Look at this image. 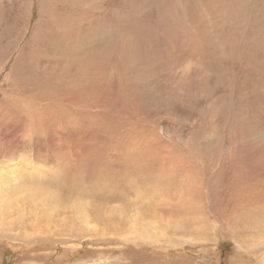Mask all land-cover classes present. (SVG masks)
<instances>
[{
	"label": "rangeland",
	"instance_id": "374dc122",
	"mask_svg": "<svg viewBox=\"0 0 264 264\" xmlns=\"http://www.w3.org/2000/svg\"><path fill=\"white\" fill-rule=\"evenodd\" d=\"M263 29L264 0H0V264H264V67L225 56L264 51ZM111 30L120 51L94 69L78 43ZM15 64L36 85L19 91ZM82 65L98 81L84 109L71 89ZM227 89L251 97L260 129L231 132L233 103L215 115Z\"/></svg>",
	"mask_w": 264,
	"mask_h": 264
},
{
	"label": "bare ground",
	"instance_id": "6f19581e",
	"mask_svg": "<svg viewBox=\"0 0 264 264\" xmlns=\"http://www.w3.org/2000/svg\"><path fill=\"white\" fill-rule=\"evenodd\" d=\"M81 1V0H80ZM244 1H246V0H244ZM259 1V0H258ZM254 2H256V1H254ZM259 3V2H258ZM256 4V3H255ZM52 5V4H51ZM238 5H240V4H238ZM72 6V5H71ZM221 6V5H220ZM257 6V5H256ZM261 7H262V5H260ZM54 8V7H53ZM210 8V7H209ZM220 8H222V7H220ZM237 8V7H236ZM240 8V7H239ZM72 9V8H71ZM74 9V8H73ZM218 9V8H217ZM226 9V7L224 8V10ZM238 9V8H237ZM241 9V8H240ZM257 9H258V7H257ZM260 9V8H259ZM228 10V9H227ZM226 10V11H227ZM233 10V9H232ZM248 10H249V8H248ZM211 11V10H210ZM214 11V10H213ZM218 11H220V9L218 10ZM225 11V12H226ZM240 11V10H239ZM245 11H247V10H245ZM257 11V10H256ZM224 12V11H223ZM229 12V11H228ZM244 12V11H243ZM243 12H240V16H241V13H242V16H244L243 15ZM251 12V10L249 11V13ZM255 12V11H254ZM59 13V12H58ZM217 13V12H216ZM221 13V12H220ZM230 13V12H229ZM231 13H232V11H231ZM233 13H235V12H233ZM258 13V12H257ZM60 14V13H59ZM210 14V13H209ZM218 14V13H217ZM222 14V13H221ZM247 14H248V11H247ZM219 15V14H218ZM218 15H214V16H218ZM234 15H236V14H234ZM239 15V14H238ZM249 15V14H248ZM252 15H253V13H252ZM70 16V15H69ZM221 16V15H220ZM219 16V17H220ZM222 16H224L223 14H222ZM240 16L238 17V18H240ZM241 16V17H242ZM257 16V15H256ZM63 17V16H62ZM218 17V18H219ZM230 17V16H229ZM236 17V16H235ZM58 18V17H57ZM218 18H217V20L216 21H218ZM244 19H245V16L243 17ZM50 19V18H49ZM215 19V18H214ZM226 19V18H225ZM228 19V18H227ZM230 19V18H229ZM241 20H242V18H240ZM67 20V19H66ZM220 20H222V17H221V19ZM219 20V21H220ZM218 21V22H219ZM223 21V20H222ZM228 21V20H227ZM232 21H234V20H232ZM247 21V20H246ZM246 21H244L243 20V22H246ZM52 20H49V22L48 23H46V24H49L50 25V29L48 30V36H53V34H52V29L55 27V24H52ZM224 22H225V20H224ZM223 22V24H225ZM229 22V21H228ZM237 22H238V20H237ZM250 22V21H249ZM248 22V23H249ZM220 23V22H219ZM222 23V22H221ZM231 23V22H230ZM233 23V22H232ZM238 23H241L240 21L238 22ZM213 24H215L214 22H213ZM218 24V23H217ZM226 24H227V22H226ZM251 24V23H250ZM211 25V24H210ZM236 26L238 25L239 26V24H235ZM235 25H233V26H235ZM249 25V24H248ZM73 26V25H72ZM228 26V25H227ZM232 26V25H231ZM207 27V26H206ZM206 27L204 28V29H206ZM216 27H218V26H216ZM221 27H222V25H221ZM240 27V26H239ZM242 27H243V25H242ZM247 27V26H246ZM67 28V27H66ZM104 28V27H103ZM213 28H214V26H213ZM222 28H224V26L222 27ZM244 28V27H243ZM248 28V27H247ZM249 28H250V26H249ZM71 29V28H70ZM69 29V31L70 32H73V30L74 29H72V30H70ZM107 29V28H106ZM218 29V28H217ZM236 29V28H235ZM240 29V28H239ZM238 29V30H239ZM254 30L255 29H257V28H253ZM54 30V29H53ZM221 30V29H220ZM233 30H234V28H233ZM264 30V29H263ZM45 31V30H44ZM99 31V30H98ZM112 31V30H111ZM111 31H110V33H111ZM222 31V30H221ZM234 31H236V30H234ZM250 31H252V30H250ZM257 31V30H256ZM261 31V30H260ZM205 32V31H204ZM211 32V31H210ZM258 32V31H257ZM206 33V32H205ZM204 33V34H205ZM212 33H215V31H213ZM216 33H217V31H216ZM219 33V32H218ZM223 33V32H222ZM230 33V32H229ZM238 33V32H237ZM250 33V32H249ZM225 34V33H224ZM240 34H241V32H240ZM252 34V33H251ZM259 34V33H258ZM45 35H46V32H45ZM74 35V34H73ZM211 35V34H210ZM61 36V35H60ZM205 36H207V35H205ZM212 37H213V35H211ZM224 36H226V35H224ZM229 36H231V34L229 35ZM241 36V35H240ZM239 36V37H240ZM40 37V36H39ZM42 37H44V36H42ZM57 37V36H56ZM38 38V37H37ZM41 38V37H40ZM57 38H59L60 39V37H57ZM66 38V37H65ZM118 38V37H117ZM208 38V37H207ZM215 38V37H214ZM222 38L223 37H221V40H222ZM251 38H253V36L251 37ZM254 38H256V37H254ZM43 39V38H42ZM42 39H40V40H42ZM46 39H49V38H46ZM59 39H57V41H59ZM225 39V38H224ZM223 39V40H224ZM227 39H228V37H227ZM236 39V38H235ZM239 39L240 38H238L237 40L239 41ZM243 39V38H242ZM248 39H250V38H248ZM259 39V38H258ZM258 39H256V40H258ZM61 40H63V39H61ZM67 40V39H66ZM214 40V39H213ZM228 41V40H227ZM236 41V40H235ZM245 41V40H244ZM252 41V40H251ZM251 41H250V43H251ZM253 41H255V40H253ZM252 41V42H253ZM259 41H260V39H259ZM43 42V41H42ZM45 42V41H44ZM51 42H53V41H51ZM64 42H65V39H64ZM117 42L118 41H116V35H115V33L112 31V33L111 34H106V33H97V34H95L93 37H86L85 39H83V41L82 42H80V43H78V45L80 46V49H81V47H83V48H86V49H88V52H92V53H96L97 54V58H96V61H95V63L94 64H92V66H93V68L95 69V67H97V66H102V69L103 68H109V66H110V61L113 59V56H114V53H115V50L117 49L118 50V48L120 49V47H119V45H117ZM215 42H217V40H215ZM225 42V41H224ZM231 42H232V40H231ZM241 42V41H240ZM248 42V41H247ZM50 43V42H49ZM74 43V42H73ZM72 43V44H73ZM210 43H211V40H210ZM214 43V42H213ZM236 43V42H235ZM258 43V42H257ZM34 44H35V42H34ZM38 44H39V42H38ZM42 44V43H41ZM54 44V43H53ZM66 44V43H65ZM69 44V43H68ZM205 44H207V43H205ZM227 44H231L230 43V41L228 42V43H226V45ZM233 44V43H232ZM238 44V43H237ZM245 44V43H244ZM253 44V43H252ZM256 44V43H255ZM262 44V43H261ZM49 45V44H48ZM51 45V44H50ZM49 45V46H50ZM208 45H210V44H208ZM212 45V44H211ZM239 45V44H238ZM52 46V45H51ZM50 46V47H51ZM63 46V45H62ZM65 46V45H64ZM68 46V45H67ZM204 46H206V45H204ZM228 46V45H227ZM233 46V45H232ZM236 46V45H235ZM243 46V45H242ZM255 46V48H257L256 46H257V44L256 45H254ZM254 46H252V47H254ZM259 46V45H258ZM261 46H263V47H261V48H263L264 49V45L262 44ZM39 47V46H38ZM60 47V46H59ZM208 47V46H207ZM213 47V49L215 48V46H212ZM231 47V46H230ZM46 48V47H45ZM61 48V47H60ZM63 48V47H62ZM209 48H210V46H209ZM218 48V47H217ZM233 48V47H232ZM47 49V48H46ZM64 49V48H63ZM69 49H71V48H69ZM76 49V48H75ZM206 49V48H205ZM208 49V48H207ZM206 49V50H207ZM210 49H212V48H210ZM227 49H228V47H227ZM230 49V48H229ZM247 49H248V47H247ZM246 49V50H247ZM263 49H261V50H263ZM36 50H37V48H36ZM64 50H67V48L66 49H64ZM85 50V49H84ZM224 50H225V48H224ZM255 50V49H254ZM254 50H251V51H249V52H241V54H237L236 53V51H235V49H231L229 52V55H227V54H225L223 51V53L225 54V56H227V57H230L231 59H233L234 61H238L239 59H241L243 62H241V63H246V65L247 64H254V63H256V61L257 60H259V61H261L263 64H262V66L264 67V51H260V50H258L257 52H255ZM59 51H60V49H59ZM76 51H78V50H76ZM120 50H118V52H119ZM215 51V49L212 51V52H214ZM219 51V50H218ZM226 51V53L228 52V50H225ZM40 52V51H39ZM129 52V51H128ZM202 52V51H201ZM209 52H211V51H209ZM35 53V52H34ZM37 53V52H36ZM63 53V52H62ZM66 53V52H65ZM68 53H70V52H68ZM74 53H75V51H74ZM80 53V52H79ZM204 53V52H203ZM207 53H208V51H207ZM223 53H221V55L222 56H224L223 55ZM59 54V53H58ZM122 54V53H121ZM70 55V54H69ZM72 55V54H71ZM211 55V54H210ZM214 55V54H213ZM38 56V55H37ZM42 56V55H41ZM74 56V55H73ZM78 56V55H77ZM77 56H76V58H77ZM84 56V55H83ZM89 56L90 55H86L85 57H83L84 58V60L86 61L88 58H89ZM40 57V56H39ZM58 57V56H57ZM61 57H62V55H61ZM79 57H81V56H79ZM49 58V57H48ZM74 58V57H73ZM125 58V57H124ZM223 57H221V59H222ZM225 58V57H224ZM57 59H59V58H57ZM56 59V60H57ZM80 59V58H79ZM117 59V58H116ZM122 59V58H121ZM220 59V58H219ZM47 60H49V59H47ZM55 60V61H56ZM68 60H70V58L68 59ZM77 60V59H76ZM75 60V61H76ZM82 60V59H81ZM126 60V59H125ZM228 60H229V58H228ZM228 60H227V62H228ZM36 61V60H35ZM41 61V60H40ZM73 61V60H72ZM114 61V60H113ZM132 61H134V60H132ZM230 61V60H229ZM59 62H61V61H59ZM130 62V61H129ZM50 63H51V60H50ZM58 63V62H57ZM72 63V62H71ZM74 63V62H73ZM127 63V62H126ZM161 63V62H160ZM48 64V63H47ZM81 64V63H80ZM112 64V63H111ZM123 64H124V62H123ZM149 64V63H148ZM147 64V66H149ZM231 64H232V61H231ZM237 64V63H236ZM252 64V65H253ZM258 64V63H257ZM256 64V65H257ZM261 64V63H260ZM260 64H258V65H260ZM73 65V64H72ZM71 65V66H72ZM128 65V64H127ZM127 65H126V67H127ZM133 65V64H132ZM135 65V64H134ZM142 65H144V64H142ZM151 65V64H150ZM238 65V64H237ZM245 65V66H246ZM45 67H46V65H44ZM54 66V65H53ZM62 66V65H61ZM60 66V67H61ZM74 66V65H73ZM76 66V65H75ZM87 66V65H86ZM138 66L140 67V65L138 64ZM146 66V65H145ZM153 66V65H152ZM160 66V65H159ZM163 66H164V64H163ZM235 66V65H234ZM253 66H255V65H253ZM252 66V67H253ZM261 66V67H262ZM52 67V66H51ZM82 67H83V65L82 66H80L79 67V69H78V67H77V71H76V75H75V78H77V80H73L72 81V83L74 84V85H72V87H71V89H74V90H76L77 92H78V98H79V103L80 102H82V100L80 99V98H83V96H84V94H85V99L87 98L86 97V93H89L90 91H89V89L91 88V87H96V85H97V79L96 80H94L92 83H88L87 84V79L85 78V75H86V73H87V71L83 68L82 69ZM131 67V66H130ZM129 67V68H130ZM142 67V66H141ZM156 67V66H155ZM247 68H248V66H246ZM246 67H244V68H246ZM260 67V68H261ZM262 67V68H263ZM12 68H15V70H17L18 68H21L20 69V71H21V75H20V79H19V81L17 82V84L15 85L16 87H17V89L20 91V90H25L24 88H28V86L29 85H32V86H34V84L36 83V81H38V79L41 77H39L38 75H36V73L33 71V68L31 67V66H29V65H27V66H25V64H15V65H13L12 66ZM12 68H11V70H10V73L12 72ZM42 68V67H41ZM55 68H57L56 66H55ZM67 68H69V67H67ZM122 68V67H121ZM135 68V67H134ZM148 68H150V66L148 67ZM147 68V69H148ZM158 68H160V67H158ZM250 68V67H249ZM259 68V67H258ZM255 69L254 68V72L255 73H260V72H262V73H264L263 72V70L262 71H260V69ZM48 69L49 68H47V71L46 72H48ZM58 69V68H57ZM62 69H63V67H62ZM101 69V68H100ZM101 69V70H102ZM106 69V70H107ZM133 69V68H132ZM131 69V70H132ZM142 70H143V68H141ZM157 69V68H156ZM41 70V69H40ZM52 70V69H51ZM56 70V69H55ZM64 70V69H63ZM66 70V69H65ZM74 70V69H73ZM103 70H105V69H103ZM117 70V69H116ZM115 70V71H116ZM121 70V69H120ZM126 70V69H125ZM133 70H135V69H133ZM145 71H146V68L144 69ZM160 70V69H159ZM234 70V69H233ZM13 71H14V69H13ZM54 71V70H53ZM53 71H52V73H53ZM57 71V70H56ZM56 71H54V73L56 72ZM61 71V70H60ZM69 71V70H68ZM72 71V70H71ZM97 71V70H96ZM110 71V70H109ZM137 71H138V69H137ZM136 71V72H137ZM161 71V70H160ZM163 71V70H162ZM253 71V70H252ZM45 72V73H46ZM51 72V71H50ZM49 72V73H50ZM123 72V71H122ZM126 72V71H125ZM124 72V73H125ZM131 72V71H130ZM140 72V71H139ZM147 72V71H146ZM159 72V71H158ZM157 72V73H158ZM204 72V71H203ZM210 72V71H209ZM244 72V71H243ZM250 72V71H249ZM10 73H9V75H10ZM59 73V72H58ZM69 73V72H68ZM72 73V72H71ZM98 73V72H97ZM107 73V72H106ZM129 72H127V74H128ZM134 73H135V71H134ZM141 73V72H140ZM142 73H143V71H142ZM164 73V72H163ZM211 73V72H210ZM238 73V72H237ZM240 73V72H239ZM252 73V72H251ZM100 74H101V72H100ZM123 74V73H122ZM130 74V73H129ZM128 74V77H133L131 74L129 75ZM147 74V73H146ZM154 74V73H153ZM199 74V73H198ZM204 74V73H203ZM233 74V73H232ZM247 75H248V73H246ZM250 74V73H249ZM9 75H8V78H10L9 77ZM138 75V74H137ZM150 74H148V76H149ZM152 75V74H151ZM150 75V76H151ZM155 76V78H156V74H154ZM158 75V77H159V74H157ZM160 75H161V72H160ZM163 75V74H162ZM200 75V74H199ZM206 75V74H205ZM204 75V76H205ZM241 75V74H240ZM251 75V74H250ZM253 75H254V73H253ZM257 75V74H256ZM264 75V74H263ZM262 75V76H263ZM106 76V75H105ZM109 76V75H108ZM124 76V75H123ZM126 77H127V75H125ZM124 76V77H125ZM140 76H142V74L140 75ZM140 76L138 77V78H140ZM143 76H146L147 77V75H145V74H143ZM202 76V75H201ZM208 76V75H207ZM215 76V75H214ZM213 76V77H214ZM217 76V75H216ZM218 76H220V75H218ZM234 76V75H233ZM258 76V75H257ZM47 77V76H46ZM46 77H44V79L46 78ZM49 77H52V75L51 76H49ZM48 77V78H49ZM112 77V76H111ZM118 77H119V75H118ZM117 77V78H118ZM152 77V76H151ZM160 77H162V76H160ZM241 77V76H240ZM251 77V76H250ZM253 77V76H252ZM69 78V77H68ZM123 78V77H122ZM131 78H129V80L131 79ZM137 78V77H136ZM135 78V79H136ZM143 78V77H142ZM148 78V77H147ZM210 78H212V74H211V77ZM256 78V77H255ZM12 79V78H11ZM47 79V78H46ZM54 79V78H53ZM62 79H64V78H62ZM61 79V80H62ZM98 79H101L100 81H103L102 80V76L101 75H99L98 76ZM110 79V78H109ZM108 79V80H109ZM124 80H125V78H123ZM133 79V78H132ZM151 79V78H150ZM149 78H148V80H150ZM214 79H215V77H214ZM218 79V78H217ZM220 79V78H219ZM264 79V78H263ZM17 80H18V78H17ZM47 80H49V79H47ZM51 80H52V78H51ZM57 80H58V78H57ZM127 80H128V78H127ZM141 80V79H140ZM144 80L146 81V79H145V77H144ZM261 80V79H260ZM9 81V80H8ZM43 81V80H42ZM67 81H69V80H67ZM136 81V80H135ZM139 81V80H138ZM138 81H136V82H138ZM202 81V80H201ZM234 81V80H233ZM255 81H257V80H255ZM262 81H264V80H262ZM44 82V81H43ZM55 82V81H54ZM63 82V81H62ZM126 82V81H125ZM140 82H142V80L140 81ZM151 82V81H150ZM50 83H51V81H50ZM128 83V81L125 83V86H127L126 84ZM133 83V82H132ZM149 83V82H148ZM217 83V82H216ZM236 83L238 84V86L239 87H241V88H244L245 86H252V80L251 81H249V82H246V80L244 81V80H242V79H237L236 80ZM12 84V83H11ZM44 84H45V82H44ZM43 84V85H44ZM46 84H47V82H46ZM52 84V83H51ZM121 84V83H120ZM124 84V83H123ZM134 84V83H133ZM138 84V83H137ZM139 84H141V83H139ZM147 81L145 82V84H144V86H146V88H147ZM203 84V83H202ZM206 84L207 83H205V85H204V87L206 86ZM260 84H263V82H256V84L254 83V85L252 86V87H254V86H256L257 85V88L259 87V85ZM36 85V84H35ZM183 85V84H182ZM181 85V86H182ZM210 85V84H209ZM215 85V84H214ZM217 85V87H218V83L216 84ZM48 86V85H47ZM50 86V85H49ZM129 86H131V85H129ZM136 86V85H135ZM138 86H140V85H138ZM143 86V87H144ZM228 86V85H227ZM232 86V85H231ZM230 86V87H231ZM237 86V87H238ZM251 86H250V88H251ZM262 86V85H261ZM36 87V86H35ZM39 87V86H38ZM43 88H44V86H42ZM142 87V86H141ZM187 87V86H186ZM225 87H226V85H225ZM234 87H235V85H234ZM49 88V87H48ZM53 89H54V87H52ZM128 90H130L128 87H126ZM133 88V87H132ZM181 88V87H180ZM189 88V87H188ZM51 89V88H50ZM56 89V88H55ZM127 89H126V91H127ZM136 89V88H135ZM148 89V88H147ZM255 89V88H254ZM14 90H16L15 88H13V87H11V91H14ZM28 90H33V87H29V89ZM41 90H43V89H41ZM46 90H47V88H46ZM90 90H92V89H90ZM141 90V89H140ZM144 90H146V89H144ZM182 90V89H181ZM208 90H209V88H208ZM212 90V89H211ZM231 89H229V91H230ZM243 90V89H242ZM241 90V91H242ZM258 90H260V88L258 89ZM34 91V90H33ZM45 91V90H44ZM57 91V90H56ZM59 91V90H58ZM93 91V90H92ZM97 91V90H96ZM132 91V90H131ZM135 91V90H134ZM206 91V90H205ZM245 91V90H244ZM48 92V91H47ZM97 92H99V91H97ZM137 92V91H136ZM147 92V91H146ZM187 92H189V91H187ZM209 92V91H208ZM252 92V91H251ZM255 92V91H254ZM259 92V91H258ZM91 93V92H90ZM129 93V92H128ZM131 94H134V93H132V92H130ZM139 93H140V91H139ZM139 93H137V94H139ZM177 93V92H176ZM223 93L224 94H222L221 96H220V98L221 99H219L218 100V102H217V107H215L216 109H214V113H215V115L218 113V112H225L226 111V114L229 112V109H230V107H231V104L233 103V107L230 109L231 110V112H229V113H231L232 115H230L228 118L227 117H225V122H226V126L227 127H229L230 129L231 128H233L232 130H231V132H236L237 133V131H241V133L243 132V133H245L246 135L248 134V133H250V129L251 128H253V125L254 126H256V130L257 129H260L259 128V126H257V124L255 123V121L251 118V115L250 116H247L248 115V113L251 111V107H252V105L254 104L251 100H250V98L251 97H248V96H246V94L245 95H242V97H240L239 98V96H238V98H236V99H233V96H231L230 94H229V92H228V89L226 90V91H223ZM245 93V92H244ZM248 93V92H247ZM250 93V92H249ZM248 93V94H249ZM55 94V93H54ZM74 94V93H73ZM93 94H95L94 93V91H93ZM123 94H125L124 92H123ZM130 94V95H131ZM190 94V93H189ZM188 94V95H189ZM208 94V93H207ZM212 93H210V95H211ZM238 94H240V93H238ZM258 94V93H257ZM64 95V94H63ZM135 95V94H134ZM133 95V96H134ZM178 95V94H177ZM176 95V96H177ZM66 96V95H65ZM79 96H81V97H79ZM88 96V95H87ZM94 96V95H93ZM127 96V95H126ZM136 97H137V95H135ZM144 96V95H143ZM180 96V95H179ZM244 96H246V97H244ZM250 96V95H249ZM72 97V96H71ZM92 97V96H91ZM95 97V96H94ZM139 97V96H138ZM173 97H175V96H173ZM178 97V96H177ZM88 98H89V96H88ZM73 99V98H72ZM95 99V98H94ZM98 99V98H97ZM176 99V98H175ZM84 100V99H83ZM93 100V99H92ZM173 100H174V98H173ZM183 100V99H182ZM241 100V101H240ZM88 101V99L86 100V102ZM98 101V100H97ZM189 101V100H188ZM238 101H240V102H238ZM89 102V101H88ZM208 102V101H207ZM77 103V102H76ZM211 103V102H210ZM74 104V103H73ZM86 104V103H85ZM214 104V103H213ZM75 105V104H74ZM81 105H82V107H83V102L81 103ZM81 105H79V107L81 106ZM93 105V104H92ZM92 105L90 106V107H92ZM94 105H95V103H94ZM93 105V106H94ZM86 106H89V105H86ZM214 106V105H213ZM77 107V106H76ZM75 107V108H76ZM89 107V108H90ZM96 107H97V105H96ZM86 108V107H85ZM99 108V107H98ZM79 109H81V108H79ZM83 109H84V107H83ZM87 110V109H86ZM85 110V111H86ZM81 111H82V109H81ZM227 116V115H226ZM223 120H224V118L223 117H221ZM225 125V124H224ZM225 126V127H226ZM263 128V127H262ZM252 130H254V129H252ZM252 132H254V131H252ZM260 132V131H259ZM258 133V132H257ZM239 134V133H238ZM255 136V133H252V136ZM260 135V134H259ZM243 137H244V135H243ZM260 137H262V136H260ZM252 140V139H251ZM262 139H260V138H257V141L256 142H258V141H260L261 143H264V141L262 142L261 141ZM256 142H253V143H250L249 145H248V147H251L252 148V146L253 147H255V148H258L259 147V145H256ZM243 145V144H242ZM242 148H244V147H242ZM241 148V149H242Z\"/></svg>",
	"mask_w": 264,
	"mask_h": 264
},
{
	"label": "clouds",
	"instance_id": "9594fccd",
	"mask_svg": "<svg viewBox=\"0 0 264 264\" xmlns=\"http://www.w3.org/2000/svg\"><path fill=\"white\" fill-rule=\"evenodd\" d=\"M23 154H20L18 155L16 158H15V163L17 164H21V165H27V166H30L31 167V172L34 173V174H37V175H40V174H44L48 171H50V169L48 168V166H45V165H41V164H36L34 163V161H32L30 158H27V159H24V160H21V156ZM23 176V171L22 169H18L16 172H14L12 174V180L15 181L17 179H20L22 178Z\"/></svg>",
	"mask_w": 264,
	"mask_h": 264
}]
</instances>
